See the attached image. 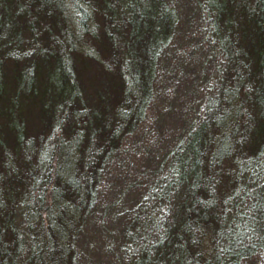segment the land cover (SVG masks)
Instances as JSON below:
<instances>
[{
	"label": "trees",
	"instance_id": "16d2710c",
	"mask_svg": "<svg viewBox=\"0 0 264 264\" xmlns=\"http://www.w3.org/2000/svg\"><path fill=\"white\" fill-rule=\"evenodd\" d=\"M193 6L218 70L176 131L151 112L180 0H0V264H83L108 171L166 122L114 264H264V0Z\"/></svg>",
	"mask_w": 264,
	"mask_h": 264
},
{
	"label": "rangeland",
	"instance_id": "374dc122",
	"mask_svg": "<svg viewBox=\"0 0 264 264\" xmlns=\"http://www.w3.org/2000/svg\"><path fill=\"white\" fill-rule=\"evenodd\" d=\"M190 1L180 0L184 7L183 16H188L189 20L193 22L191 25L189 20H184V28L174 44L175 47L173 46L176 54L171 55V61L167 63L170 71L167 83L166 85L164 83L163 86L166 88L169 86V92L165 94L163 91L162 96L159 97V106L151 112L152 121L156 122L158 119V122H165L167 118L175 126L176 131H179L186 121L190 111L188 107L199 103L204 96L206 88L203 89L202 86L206 81L202 83L200 79L196 81L194 79H198V76L202 78V73L206 72L207 82L212 81L217 76L218 70V58L215 60L214 55L207 53L206 48L197 49L199 42L201 40L204 42V34L200 31L203 21L201 13L196 12L194 6V9L190 8L191 6L188 7ZM187 8L191 10H186ZM194 71H197V74ZM50 77L59 78L56 72H52ZM51 78H49V82ZM176 79H179L178 83L175 81ZM197 81L200 84L194 85ZM171 123L166 122L161 133L150 143L151 146L137 147L142 150L140 153L132 152V147H130L132 150L125 151L122 158H118L122 163L129 159L124 169L118 162L113 165L112 171H108L109 177L104 183L100 204L87 222L80 239L79 248L83 264H114L117 261L115 251L121 245L120 230L125 225L124 221L127 219V215L135 206V199L141 196L143 186L140 184L147 183L151 177L148 173L153 162L152 156L161 148L167 149L173 141L171 137L173 133L170 132L174 130H172ZM156 130L157 128L144 134V142L152 140L156 136ZM133 142L131 141L132 144H134ZM135 182L137 184H134ZM125 186L127 187L126 192H122V190L117 193L114 190V188H124Z\"/></svg>",
	"mask_w": 264,
	"mask_h": 264
}]
</instances>
